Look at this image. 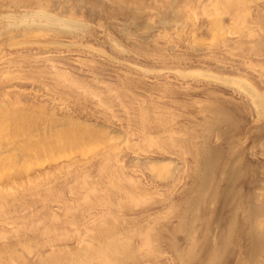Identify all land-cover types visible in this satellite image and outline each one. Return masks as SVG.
Here are the masks:
<instances>
[{"label": "rangeland", "instance_id": "rangeland-1", "mask_svg": "<svg viewBox=\"0 0 264 264\" xmlns=\"http://www.w3.org/2000/svg\"><path fill=\"white\" fill-rule=\"evenodd\" d=\"M0 125V264H264V0H0Z\"/></svg>", "mask_w": 264, "mask_h": 264}, {"label": "bare ground", "instance_id": "bare-ground-1", "mask_svg": "<svg viewBox=\"0 0 264 264\" xmlns=\"http://www.w3.org/2000/svg\"><path fill=\"white\" fill-rule=\"evenodd\" d=\"M8 17H11V18H13V25L14 26H17V25H21L22 27L24 26L26 29H27V31H29V32H31V30H33V29H35V27L36 26H39L41 23H39L40 22V19L41 20H47V21H49V23H61L63 26H65L66 28H74V29H77V28H79V27H81L83 24H81L80 22H78V21H75V20H73V18L71 19V18H62V17H59V16H52L50 13H48L47 11H45V10H38V11H36V12H26V13H24V14H22V15H20L19 17H12V16H8ZM34 17H36V19L38 20L39 19V22L38 21H36V20H34L35 18ZM34 18V19H33ZM12 25V24H11ZM84 26V25H83ZM10 27V26H9ZM12 27V26H11ZM23 27V28H24ZM34 27V28H33ZM39 27H41V26H39ZM39 27H38V29H39ZM24 28V29H25ZM228 80H231V79H228ZM232 81H234L233 79H232ZM250 93L249 94H251L252 95V93H251V91H249ZM252 92L254 93V91L252 90ZM253 95H255V94H253ZM256 96V95H255ZM254 96V97H255ZM253 97V96H252ZM14 113V112H13ZM9 115V114H8ZM5 116V115H4ZM13 116V115H12ZM2 118V117H1ZM30 118V117H29ZM53 120V119H52ZM8 121V120H7ZM6 121V122H7ZM21 121V120H20ZM216 121H218L217 123H219V122H221V119L219 118V119H217ZM222 121H224L223 119H222ZM226 121V120H225ZM9 122V121H8ZM56 122V121H55ZM26 123V122H25ZM223 123V122H222ZM7 124V123H6ZM76 124V123H75ZM220 124V123H219ZM72 125V124H71ZM78 125V124H77ZM84 125V124H83ZM86 125V124H85ZM84 125V128L86 127ZM55 127V126H54ZM0 128H1V125H0ZM23 128V127H22ZM57 128V127H56ZM75 128V127H74ZM87 128V127H86ZM85 128V129H86ZM18 129V128H17ZM60 129V128H59ZM104 129V128H103ZM53 130V129H52ZM63 131L64 130H66L65 128L64 129H62ZM80 130H82V129H80L79 128V132H81ZM90 130V129H89ZM14 131V130H13ZM83 132H84V129L82 130ZM35 132V131H34ZM56 132V131H55ZM87 132H88V130H87ZM110 132V131H109ZM112 132V131H111ZM10 133V132H9ZM49 133V132H48ZM53 133V132H52ZM72 133V132H71ZM82 133V132H81ZM86 133V132H85ZM88 133H90V132H88ZM93 133V132H92ZM96 133V132H95ZM16 134V133H15ZM47 134V133H46ZM80 134V133H79ZM83 134V133H82ZM91 134V133H90ZM103 134V133H102ZM33 135V134H32ZM31 135V136H32ZM50 135V134H49ZM51 135H53V134H51ZM50 135V136H51ZM61 135V134H60ZM59 135V133H57V136H56V134L54 135V136H52V138H53V140L51 141V142H49V143H53V141H54V137L56 138V139H58V137L60 136ZM74 135V134H73ZM72 135V136H73ZM98 135H100L99 133H98ZM104 135H105V133H104ZM103 135V136H104ZM46 137H47V135H45ZM44 136V138H46ZM62 136H65V133L64 134H62L60 137H62ZM80 136H81V134H80ZM87 136V135H86ZM59 137V138H60ZM81 137H83V136H81ZM85 137V136H84ZM83 137V138H84ZM96 137V136H95ZM94 137V138H95ZM98 137H100V136H98ZM43 138V139H44ZM49 138H51V137H49ZM49 138L48 139H45V140H47V141H49ZM88 138V137H87ZM87 138H85V140L87 141ZM90 138V137H89ZM91 138H92V136H91ZM100 138H102L101 140H102V142H104L103 141V137L101 136ZM104 138H106L105 140H106V142H107V144H109V142H113V141H115V140H117V135H112L111 133H107L106 134V136H104ZM29 139V138H28ZM55 139V140H56ZM65 138L63 137V139L62 140H64ZM77 139V138H76ZM30 140V139H29ZM36 140V139H35ZM40 140H41V138H40ZM61 139H58L57 141H55V142H62V140L60 141ZM82 140V139H81ZM94 140V139H93ZM37 141H39V139L37 140ZM37 141H36V143L35 144H37ZM44 141V140H43ZM82 141H84V140H82ZM90 141H92V140H90ZM30 142V141H29ZM42 141H39L38 142V145H39V147H41L40 146V143H41ZM59 142H58V145H59ZM65 142V141H64ZM85 142V141H84ZM45 143H47L48 144V142H45ZM63 143V142H62ZM99 143H100V141H99ZM42 144V143H41ZM66 144V143H65ZM93 144V143H92ZM50 145V144H49ZM53 145V144H52ZM51 145V146H52ZM57 145V144H56ZM57 145V146H58ZM106 145V144H105ZM32 146H34L35 147V145H34V143H33V145ZM32 146H31V148H32ZM56 146V147H57ZM71 146V145H70ZM85 146V145H84ZM88 146V145H87ZM206 146V145H205ZM204 146V147H205ZM38 147V148H39ZM45 147H46V145H45ZM203 147V148H204ZM30 148V149H31ZM53 148V147H52ZM63 148V147H62ZM82 148H84V147H82ZM202 148V149H203ZM33 149V148H32ZM35 149V148H34ZM44 149V143H43V145H42V150ZM61 149V148H60ZM71 149V148H70ZM38 150H40V152L42 151L40 148L38 149ZM45 150V149H44ZM52 150V149H51ZM50 150V151H51ZM59 150V149H58ZM62 150V149H61ZM67 150V149H66ZM36 151H37V149H36ZM45 151H47V150H45ZM44 151V152H45ZM48 151H49V149H48ZM48 151H47V153H48ZM64 151V150H63ZM32 152V154H33V151H31ZM35 152V151H34ZM39 152V153H40ZM43 152V153H44ZM36 153V152H35ZM43 153H42V155H43ZM49 154H51V153H49ZM44 155H45V153H44ZM48 155V154H47ZM212 155V153H211V150L209 149V147L207 148V147H205L204 148V150H203V156L204 157H202L203 158V160H204V168L207 170L206 171V173H204V174H206V176H204L203 177V181L202 182H204L205 184L207 183V178H208V175H209V170H210V165H211V156ZM38 156H39V154H38ZM52 156V155H51ZM14 157V156H13ZM11 158V157H10ZM9 158V159H10ZM8 159V160H9ZM13 159V158H12ZM15 159V158H14ZM137 161V160H136ZM206 162V163H205ZM12 164V163H11ZM161 164L162 163H158L157 165L158 166H156L158 169H159V175H163V174H167L168 172H167V164H166V166L163 164L162 166H161ZM155 167V168H156ZM156 168V169H157ZM204 169V170H205ZM204 172V171H203ZM204 178H205V180H204ZM204 184V185H205ZM202 185H203V183H202ZM203 188H204V186H202ZM201 187V188H202ZM206 189V188H205ZM204 189V190H205ZM201 190H203V189H201ZM204 190H203V192L202 193H204ZM199 192V191H198ZM201 193L199 192V197L201 196L202 197V195L203 194H201ZM196 206V205H195ZM193 207L192 208V212L195 214L196 213V207ZM236 229H237V225H236V219H232L231 221H230V223H229V225H228V227H227V230H226V233H225V235H224V237H223V239L221 240V242L219 243V244H215V245H212V246H210L209 248H208V250H209V252H208V259H207V263L206 264H223V261H224V259H225V256H226V254H227V252H228V250H229V247H230V244H231V242H232V239H233V237H234V234H235V232H236ZM251 237L253 238V240L257 243V245L258 244H261L262 242H263V240H264V232L263 231H259V230H257V231H255V232H253L252 234H251ZM210 242V241H209ZM131 258V242H130V238H127V237H116V235H113V234H110V235H108V237H107V241L104 243V244H102L101 246H98V248L94 251V252H91V251H89L88 249H86V250H84V253L83 254H81V255H78V254H76V255H74V257L72 258V261H71V263L70 264H125V262L126 261H128L129 259ZM47 264H61V263H59V261H57V260H53V261H51L50 263H47Z\"/></svg>", "mask_w": 264, "mask_h": 264}]
</instances>
